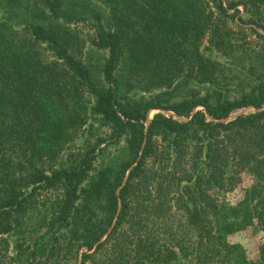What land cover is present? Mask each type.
<instances>
[{
	"label": "trees",
	"instance_id": "obj_1",
	"mask_svg": "<svg viewBox=\"0 0 264 264\" xmlns=\"http://www.w3.org/2000/svg\"><path fill=\"white\" fill-rule=\"evenodd\" d=\"M241 231L264 233V0H0V264H264Z\"/></svg>",
	"mask_w": 264,
	"mask_h": 264
},
{
	"label": "rangeland",
	"instance_id": "obj_2",
	"mask_svg": "<svg viewBox=\"0 0 264 264\" xmlns=\"http://www.w3.org/2000/svg\"><path fill=\"white\" fill-rule=\"evenodd\" d=\"M256 43L260 44L261 41L253 37ZM253 110V108H247L245 111ZM158 111L163 112V110L154 109L151 110L146 119V127H148L151 118L158 113ZM196 109L194 110V112ZM163 113L167 115H173L169 111H164ZM209 118V117H208ZM210 119V118H209ZM227 120V119H226ZM225 120V121H226ZM230 120V119H228ZM252 180L249 173L246 171L240 177L239 180L235 183L231 191L225 195L229 202L235 204L238 202L244 191L250 186ZM227 242L230 244H236L241 246L246 257L251 261H256L259 254V247L264 243V233L263 232H250V231H241L227 236Z\"/></svg>",
	"mask_w": 264,
	"mask_h": 264
},
{
	"label": "water",
	"instance_id": "obj_3",
	"mask_svg": "<svg viewBox=\"0 0 264 264\" xmlns=\"http://www.w3.org/2000/svg\"><path fill=\"white\" fill-rule=\"evenodd\" d=\"M159 112H161V111H158V113H159ZM163 112H164V111H163ZM234 117H235V116H232V117H230V118H228V119H232V118H234ZM228 119H227V120H228ZM106 236H107V235H105V236L102 238V240H104V239L106 238Z\"/></svg>",
	"mask_w": 264,
	"mask_h": 264
}]
</instances>
